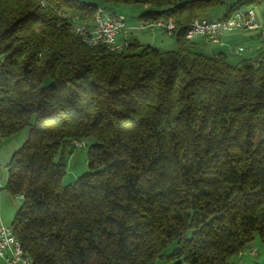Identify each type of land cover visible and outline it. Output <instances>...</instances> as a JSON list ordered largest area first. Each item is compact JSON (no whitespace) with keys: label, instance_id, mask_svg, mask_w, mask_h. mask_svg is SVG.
Here are the masks:
<instances>
[{"label":"trees","instance_id":"16d2710c","mask_svg":"<svg viewBox=\"0 0 264 264\" xmlns=\"http://www.w3.org/2000/svg\"><path fill=\"white\" fill-rule=\"evenodd\" d=\"M134 4L136 27L172 20L147 28L173 49L72 29ZM248 8L264 0H0V138L28 128L6 188L29 264H234L264 244V30L256 58L185 38ZM87 138V171L61 185L65 150Z\"/></svg>","mask_w":264,"mask_h":264},{"label":"rangeland","instance_id":"374dc122","mask_svg":"<svg viewBox=\"0 0 264 264\" xmlns=\"http://www.w3.org/2000/svg\"><path fill=\"white\" fill-rule=\"evenodd\" d=\"M123 7V8H122ZM122 7L116 8V11L122 13L125 16V20L128 22L129 20L137 21L138 14L140 11L147 8L146 5H124ZM260 12L262 14L264 13V8H259L255 10L256 19L255 23L258 22V16H260ZM217 14H213V17H216ZM214 19V18H213ZM139 21L135 25H138ZM247 28H251V25ZM256 28V26L254 27ZM252 29L248 30H241L242 32L249 31L250 33H247L249 37H240L235 44L241 45L244 49V52L248 51V47L253 46L254 44H258L259 37H258V31H252ZM127 29V28H126ZM258 30V29H257ZM150 30L147 29V27H143V29L136 27L134 29L128 30L127 33L128 36L133 35L136 40L138 39L139 42H143L144 36L148 35V32ZM237 32V31H235ZM240 32V31H238ZM123 33V31L120 32V34ZM165 37L162 38V41L156 42V46L165 47L166 49H173L174 48V39L171 35H164ZM196 38V37H194ZM193 39V38H192ZM148 40H144V44L147 43ZM254 41V42H253ZM256 44V45H257ZM236 45V46H237ZM154 46V47H156ZM213 47L212 46H205V45H199V49L203 50L205 53L209 52ZM201 50V51H202ZM243 52V53H244ZM239 55V54H238ZM242 55V53H240ZM257 62V61H255ZM256 65V63H254ZM28 135V128H24L18 133L12 135L10 137L11 140L15 141V146L17 149L22 145V143L25 141ZM94 142V139L87 138L83 141L77 142L72 141L73 145H70L63 154L64 164H65V172L64 175L61 178V185H67L71 182H73L76 177H78L80 174L87 171V148L88 146ZM171 250V247L166 249L164 252L168 254ZM240 260L244 264H254L259 263L261 264L264 261V244L260 241L257 234L254 235L251 243L247 246L246 251L241 254V256H235L232 258V261L234 264H241ZM168 260L167 259H157L155 264H166ZM170 264H174L172 262H169ZM180 264H185L184 262H181Z\"/></svg>","mask_w":264,"mask_h":264},{"label":"built area","instance_id":"2783aa9c","mask_svg":"<svg viewBox=\"0 0 264 264\" xmlns=\"http://www.w3.org/2000/svg\"><path fill=\"white\" fill-rule=\"evenodd\" d=\"M202 19L196 18L195 22H191L187 29L186 35H196L203 38L206 42L220 44L224 34L232 30H248L257 25L255 24V10L248 8L236 12L232 17L227 19L220 18V23L210 22V26H202ZM244 21H251V28H244ZM73 27H87L88 36L99 38V36H117L126 28L123 15L111 14L101 16L98 14V22L94 26H86L84 23L74 25ZM139 28L148 27V25L140 23ZM174 26L169 21L157 20L156 28L163 29L170 34ZM116 43L114 45H119ZM230 53H243L242 46H236L229 49ZM0 258L6 264H29V258L24 254L19 241L15 238L12 228L0 224Z\"/></svg>","mask_w":264,"mask_h":264},{"label":"crops","instance_id":"0c3cea01","mask_svg":"<svg viewBox=\"0 0 264 264\" xmlns=\"http://www.w3.org/2000/svg\"><path fill=\"white\" fill-rule=\"evenodd\" d=\"M259 15L260 16H258V22L255 23L257 27L252 30L256 32L258 31V34L260 32L259 26L263 22V18H264L262 12H260ZM255 17H256V14H255ZM137 21L129 20L128 22L127 21L125 22L127 29L125 28V31L123 33L118 34L116 36L117 43H123L124 41L131 42L132 40H136V38L133 35L128 36V34L125 32H127L130 29L136 28L135 24L137 23ZM147 29L150 31L148 32V35L144 36L143 38L142 43H144V40H148L147 43L145 44L156 46V42L162 41V38L165 37L164 35H167L162 30H159L156 28H150V29L147 28ZM247 33H250V32L249 31L242 32L241 30H232L222 36L220 44H210V45L207 44V46H212L213 48L210 51H213V52L215 51L223 52L224 51L226 53L227 52L229 53L230 48L236 47L237 44H235V42L240 37H244V36L249 37L248 35H246ZM256 44H254L251 47H248L247 49L248 51L242 53V55L247 58H256L259 55L260 57H262L260 54L261 49L259 50V47H260L259 41H258V44L257 45ZM237 46H241V45L239 44ZM156 47L161 48V49H166L165 47H160V46H156ZM174 47H175V42H174ZM10 137L0 138V224L4 226L11 225V221L13 219V216L19 204V197L11 194L6 188V180H7L6 164L8 162V159L11 153L15 150L17 146V145L15 146V141L11 140ZM169 262L171 261H167L166 264H170ZM0 264H6V263L3 259L0 258ZM241 264H244V263L241 262Z\"/></svg>","mask_w":264,"mask_h":264},{"label":"bare ground","instance_id":"6f19581e","mask_svg":"<svg viewBox=\"0 0 264 264\" xmlns=\"http://www.w3.org/2000/svg\"><path fill=\"white\" fill-rule=\"evenodd\" d=\"M75 18V17H74ZM78 21V20H77ZM163 21H169L170 24H172V26H174V23L172 22L171 19H168V20H163ZM196 19H194L192 22H195ZM79 22V21H78ZM98 22V14L95 16V20H94V23L92 25H88L86 24L85 22L84 25L86 26H94L96 25ZM149 22V21H148ZM210 22L212 23H220V18H208V19H204L202 20V26H210ZM146 25H148V27H156V21L155 22H152V23H146ZM251 25V21H244V28H247ZM72 29L74 32L78 33L83 41H85L86 43L88 44H95V43H103L105 44L106 46H108L110 49H118V48H121L125 43H120L119 45H114L116 44V36H99V38H96V37H93V36H88V28L87 27H73L72 26ZM174 29V27H173ZM259 29H260V32L262 34L263 30H264V22H262L259 26ZM196 37V35H186V31H185V38H194ZM231 54H240V53H231Z\"/></svg>","mask_w":264,"mask_h":264}]
</instances>
